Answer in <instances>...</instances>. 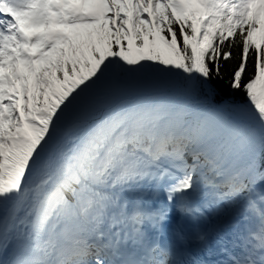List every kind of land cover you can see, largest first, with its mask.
Returning <instances> with one entry per match:
<instances>
[{"label": "snow or ice", "instance_id": "6c2138e0", "mask_svg": "<svg viewBox=\"0 0 264 264\" xmlns=\"http://www.w3.org/2000/svg\"><path fill=\"white\" fill-rule=\"evenodd\" d=\"M0 264H264V0H0Z\"/></svg>", "mask_w": 264, "mask_h": 264}, {"label": "rangeland", "instance_id": "374dc122", "mask_svg": "<svg viewBox=\"0 0 264 264\" xmlns=\"http://www.w3.org/2000/svg\"><path fill=\"white\" fill-rule=\"evenodd\" d=\"M128 82H124V84H132L135 86L136 90L138 92L144 93V94H153L155 92V80L159 79L161 81V88L164 89L163 93L169 92V91H176V88L174 87L175 80L172 77H167L158 73H145L140 76H127ZM124 85V86H126ZM132 93H136L135 91H130ZM177 95V94H176ZM178 97H184L179 96Z\"/></svg>", "mask_w": 264, "mask_h": 264}, {"label": "trees", "instance_id": "16d2710c", "mask_svg": "<svg viewBox=\"0 0 264 264\" xmlns=\"http://www.w3.org/2000/svg\"><path fill=\"white\" fill-rule=\"evenodd\" d=\"M225 71L228 72L229 69L226 68ZM225 83H227V79L225 80ZM159 84H160V80H157V85L159 86ZM179 92H182L183 94H185L182 89H179ZM222 98L230 99V100H233V101H236L239 103H245L246 102L245 94L242 91L231 92L227 88L224 89L221 97H217V102H219V100Z\"/></svg>", "mask_w": 264, "mask_h": 264}]
</instances>
